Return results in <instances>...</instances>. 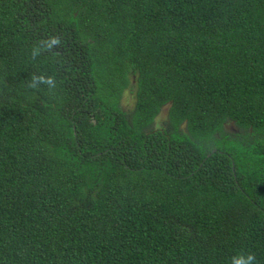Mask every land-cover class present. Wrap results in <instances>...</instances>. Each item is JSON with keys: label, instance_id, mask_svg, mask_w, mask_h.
Instances as JSON below:
<instances>
[{"label": "trees", "instance_id": "16d2710c", "mask_svg": "<svg viewBox=\"0 0 264 264\" xmlns=\"http://www.w3.org/2000/svg\"><path fill=\"white\" fill-rule=\"evenodd\" d=\"M239 253L264 264V0H0V264Z\"/></svg>", "mask_w": 264, "mask_h": 264}, {"label": "clouds", "instance_id": "9594fccd", "mask_svg": "<svg viewBox=\"0 0 264 264\" xmlns=\"http://www.w3.org/2000/svg\"><path fill=\"white\" fill-rule=\"evenodd\" d=\"M56 41H53L55 43ZM40 80H44V77H40ZM49 85L54 84V80L52 78H48L46 81ZM256 257L254 254H244L239 253L236 256L231 257L230 264H255Z\"/></svg>", "mask_w": 264, "mask_h": 264}, {"label": "rangeland", "instance_id": "374dc122", "mask_svg": "<svg viewBox=\"0 0 264 264\" xmlns=\"http://www.w3.org/2000/svg\"><path fill=\"white\" fill-rule=\"evenodd\" d=\"M123 105L125 107H131L132 104L134 103V98L131 94H129L128 92L125 94L124 98H123ZM166 112V108L164 109V112L162 111V113L160 114V117L163 118L164 113Z\"/></svg>", "mask_w": 264, "mask_h": 264}]
</instances>
